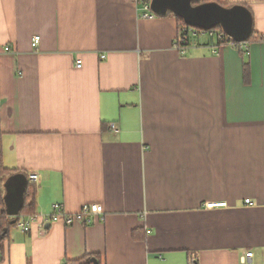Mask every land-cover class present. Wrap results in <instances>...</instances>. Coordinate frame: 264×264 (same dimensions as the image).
Masks as SVG:
<instances>
[{
    "label": "crops",
    "instance_id": "crops-1",
    "mask_svg": "<svg viewBox=\"0 0 264 264\" xmlns=\"http://www.w3.org/2000/svg\"><path fill=\"white\" fill-rule=\"evenodd\" d=\"M189 1L243 6L263 39L219 43L243 36L216 25L180 46L194 26L155 3L0 0L2 160L35 185L19 217L103 207L10 227L0 264H264V0Z\"/></svg>",
    "mask_w": 264,
    "mask_h": 264
},
{
    "label": "trees",
    "instance_id": "trees-1",
    "mask_svg": "<svg viewBox=\"0 0 264 264\" xmlns=\"http://www.w3.org/2000/svg\"><path fill=\"white\" fill-rule=\"evenodd\" d=\"M206 3H215L221 6H231L228 3L221 2V0H201ZM191 30H198L195 27H190L188 25H179V41L178 45L187 46L193 42V34ZM193 35V36H192ZM226 35H223L219 40V43L230 41L236 47L239 41L232 40ZM261 40L263 37L261 35H254V33L249 34L245 41L249 40ZM243 72L245 79L248 80L250 68L247 61H243ZM1 131H0V242L4 239L7 231L10 227L16 226V223L21 214H30L36 212V201H35V185L28 180L25 173L13 172L4 166L2 160V141H1ZM13 174V175H12ZM16 176V177H14ZM12 179V182H10ZM13 185L11 189H6L7 185ZM16 212L15 216L11 213ZM81 264L80 261H78Z\"/></svg>",
    "mask_w": 264,
    "mask_h": 264
},
{
    "label": "built area",
    "instance_id": "built-area-1",
    "mask_svg": "<svg viewBox=\"0 0 264 264\" xmlns=\"http://www.w3.org/2000/svg\"><path fill=\"white\" fill-rule=\"evenodd\" d=\"M135 3L137 8V14L139 17H152L153 14L150 12V6L152 0H129ZM193 35L197 34L196 30H191ZM39 41V35H34L31 41L32 48H36ZM5 50H9L8 46L4 47ZM180 52L184 53V47H181ZM81 61L77 60L76 65L80 67ZM111 129H114V123L109 125ZM29 178L33 181L37 180V175L35 173L29 174ZM244 204L252 205V201L249 199L244 200ZM226 202H206V208H213L217 206H225ZM103 212V207L99 203H84L79 210L73 213H67L63 210L61 203L52 204V212L48 214H32L27 219L19 217L16 226L20 227L24 231L30 229V224L33 221H38L41 230H45L48 225L52 222L63 220L66 225H71L75 222H90L94 216L101 214ZM252 256V252L248 251L245 257L248 259ZM246 263V260H243Z\"/></svg>",
    "mask_w": 264,
    "mask_h": 264
},
{
    "label": "water",
    "instance_id": "water-1",
    "mask_svg": "<svg viewBox=\"0 0 264 264\" xmlns=\"http://www.w3.org/2000/svg\"><path fill=\"white\" fill-rule=\"evenodd\" d=\"M184 1L185 0H152L151 4L155 3L158 6L176 7L178 10L175 13L181 16L187 24L193 25L197 28H202L204 30H210L216 25H221L227 33L231 34V32L234 31L230 30L227 25H230L232 27H238L242 24V18L241 16L238 17L236 12L234 11V8L243 6L235 5L234 7H223V10L226 11V13L228 14L227 17H224L218 11L207 10L204 5L190 6V9L187 11L181 10L180 7L184 3ZM207 20H214V22L211 24H203V22H209ZM248 36L249 34L243 37L233 36V39L239 42H244Z\"/></svg>",
    "mask_w": 264,
    "mask_h": 264
},
{
    "label": "rangeland",
    "instance_id": "rangeland-1",
    "mask_svg": "<svg viewBox=\"0 0 264 264\" xmlns=\"http://www.w3.org/2000/svg\"><path fill=\"white\" fill-rule=\"evenodd\" d=\"M189 2H190L189 0H185L184 3L182 4V6L180 7L181 10H186V11L189 10L190 9L189 8ZM221 8L222 9H220V8L217 9L218 12L221 13L222 16L227 17L228 14L223 10V7H221ZM241 16H242V18H244V21L242 22L241 25H239L238 27H232L230 25H227V27H229L230 30L236 32V34H238L240 36H246L247 34H249V32L252 28V25H250L251 22H250V20H248V18L246 17V15L244 13H242ZM218 27H220V26H218ZM218 27H216L214 29V32H219L223 28V27H220V28H218ZM202 37H204V36H202Z\"/></svg>",
    "mask_w": 264,
    "mask_h": 264
}]
</instances>
